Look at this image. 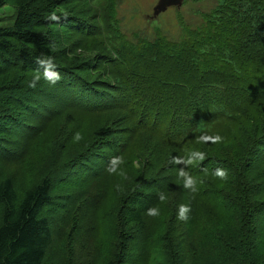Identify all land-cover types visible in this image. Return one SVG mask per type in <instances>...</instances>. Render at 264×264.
<instances>
[{"label": "trees", "instance_id": "16d2710c", "mask_svg": "<svg viewBox=\"0 0 264 264\" xmlns=\"http://www.w3.org/2000/svg\"><path fill=\"white\" fill-rule=\"evenodd\" d=\"M216 1L174 43L161 32L127 35L121 0H0V12L15 9L14 22L0 18V264H93L86 243L69 246L75 232L77 240L93 229V206L102 209L99 237L107 218L115 231L98 264H264L262 185L249 170L260 154L264 159V0ZM53 12L59 22L47 19ZM188 45L197 56L186 53ZM41 53L54 57L62 79L52 85L42 78L33 89L28 82ZM167 61L173 65L164 73ZM223 65L235 79L220 77ZM193 150L206 154L186 168L195 193L179 178L185 166L172 163ZM120 155L127 180L105 171ZM217 168L228 172L222 188L212 181ZM25 170L31 180L19 196L16 174ZM61 183H72L69 192L57 193ZM159 192L168 199L158 207ZM211 193L227 214L198 211L214 216L215 229L222 232L229 209L236 212L220 244L215 229L177 218L185 198L196 209ZM118 197L130 209L118 204L111 215ZM152 206L157 216L146 214ZM161 215L163 229L170 223L166 239L144 226Z\"/></svg>", "mask_w": 264, "mask_h": 264}, {"label": "rangeland", "instance_id": "374dc122", "mask_svg": "<svg viewBox=\"0 0 264 264\" xmlns=\"http://www.w3.org/2000/svg\"><path fill=\"white\" fill-rule=\"evenodd\" d=\"M161 0H121V6L118 11V18L122 21V25L124 26L126 30L127 35H131L133 32L143 30L147 33H149L150 37H156L159 32L162 34H165V36L174 43L181 42V39L183 38V26H187L189 29H193V27L198 26L202 20L201 17L198 14V11H203V14L208 12L212 7L216 6V0H203V3H199L197 1L193 0H185V2L181 5V7L172 6L169 7L166 11L162 12L159 16H154V10L156 6L160 3ZM202 2V1H201ZM15 9L12 4L7 5L3 10L0 12V18L2 21L8 25L10 22H14L15 20ZM183 21V22H181ZM194 47L192 45H188L186 53L193 54L197 56V53L192 51ZM187 58V56H186ZM173 65L171 61L162 62L161 69L164 73H168L170 70V66ZM220 77L223 80H229V79H235L234 71L232 70V67L230 65H223V68L221 70ZM191 79L188 78L187 83H190ZM212 141H216L214 137L211 138ZM226 139L223 141H218L217 144L213 147L217 151L221 148V146L225 143ZM204 145H207L206 141H203ZM251 177H255L260 179L258 182H261L262 188L259 189V193L262 192L261 198L264 199V159L261 161V154L259 157L250 163L249 166ZM14 173V169L8 168L6 171V174ZM255 174V175H254ZM39 178V173L36 172V179ZM31 180V175L25 170L18 174H16V188L19 192V196H22V192L24 191V187L29 184ZM212 181L215 184H219L218 188H222L221 182L226 180H220L216 176H212ZM61 185V189L58 190L57 193H66L69 192L67 189V186H72V183H61L58 184ZM22 191V192H21ZM158 197V195H157ZM155 198V197H154ZM126 200L125 197H123L121 200L118 201L116 199H113V203H111L108 207L109 214L112 215L111 212L114 214L122 209H130L128 206L130 205V201H126L124 205V201ZM154 199L150 201L151 205L153 204ZM167 201L163 202L166 203ZM187 203V198H185V204ZM118 204L121 206V209H117ZM159 207V205H162L161 202L157 198V204H154ZM187 205V204H186ZM126 206V207H125ZM204 206H209L213 209H216V216H219V213H223L224 215L227 214L225 207L219 206V200L218 196L214 194H210L208 198H205L203 200L202 206L191 209L190 206V212L188 213V219L187 221H183L184 225H189L191 228H193V223L202 227V229H209L210 233L212 234V230H214L215 227V219L214 216L204 210L198 211ZM169 208L167 206L163 207ZM198 211V212H196ZM2 212L3 209L0 207V221L2 218ZM102 213V209L95 208L93 206L91 218H89L90 222L93 225V229L90 231L86 229L83 230V236L78 237V239H74V236L81 230H78L77 233L75 232L73 234V238L70 241L69 246L73 249L75 248V242L78 241L80 243H86L87 247L91 251L90 256L87 257L89 261H93V264H98L100 262H104L107 260V253L108 249L111 246V240L115 236V231L113 228V221L110 218H107L103 220L102 222H105L106 225H102V233L99 237L98 233V217L99 214ZM235 211H232L229 209V216L227 220L223 224V231H219L218 229H215L217 240L219 241V244L221 243V239L223 238V233L228 232L230 228L229 226H232L235 224L234 215ZM53 216L55 214H52ZM128 216L130 214L128 213ZM191 216L193 219V223L191 221ZM87 218V217H86ZM261 218L263 220V226H264V212L261 215ZM86 224V221H84ZM169 224L167 223V226L165 229H163V216L161 215L159 218H157L154 222L150 221L148 222L146 220L145 222V229H148V232L154 233L152 236L157 237L160 234L164 236V238H168L167 234L170 233L169 230ZM163 231V232H162ZM64 237V236H63ZM86 237V238H85ZM206 238L201 237L202 242L205 241ZM168 243V241H167ZM169 247L173 245V243L170 241L167 244ZM86 246H83V250L87 249ZM264 253V243L261 245V248L259 249V255H262ZM54 254V253H53ZM55 255V254H54ZM95 255H97L95 257ZM56 256V255H55ZM95 257V258H94ZM211 261L213 262L216 258L215 256L210 257ZM211 262V263H212ZM152 264V263H151ZM155 264H169L168 261L164 258H161L158 260Z\"/></svg>", "mask_w": 264, "mask_h": 264}, {"label": "clouds", "instance_id": "9594fccd", "mask_svg": "<svg viewBox=\"0 0 264 264\" xmlns=\"http://www.w3.org/2000/svg\"><path fill=\"white\" fill-rule=\"evenodd\" d=\"M65 18H67V13H65ZM47 19L51 22L60 21V17L57 16L54 12L49 14ZM52 46L53 45H49V47H52ZM35 64L37 66V69L34 71L32 79L28 82V87L33 88V89L36 88L42 78L43 80H45L46 82L52 85H55L62 79L59 71L57 70V65L55 63L53 56L48 55L46 53H41L36 58ZM73 139L79 142L80 140L83 139V137L80 132H76ZM203 139L205 138L200 137L198 138L197 142H201ZM216 139H219V137H216ZM205 157H206V154L203 151L193 150L189 152L187 157L177 156V157L172 158V163L183 164L185 166L179 169L178 175H179V178L183 181L184 188L186 190H189L192 193H195L197 191V180L186 170V168L188 166L193 165L197 159L202 161L205 159ZM124 164H125L124 156L122 155L114 156L110 159L105 171L109 175H119L124 180H127L128 179L127 172L125 168L122 167ZM212 175L216 176L220 180L228 179V172L226 169L217 168L214 170ZM116 188L118 191H123V188L119 184L116 185ZM157 198L161 203L165 202L168 199L167 194L164 192H159ZM189 212H190V206L181 204L179 206V213H178L177 218L181 221H187ZM146 214L148 216H153V217L157 216L159 214V209L156 206L149 207L147 209Z\"/></svg>", "mask_w": 264, "mask_h": 264}, {"label": "water", "instance_id": "95a60500", "mask_svg": "<svg viewBox=\"0 0 264 264\" xmlns=\"http://www.w3.org/2000/svg\"><path fill=\"white\" fill-rule=\"evenodd\" d=\"M184 0H161L154 10V16H159L162 12L166 11L169 7H181Z\"/></svg>", "mask_w": 264, "mask_h": 264}]
</instances>
